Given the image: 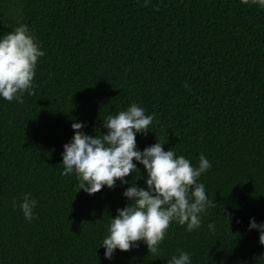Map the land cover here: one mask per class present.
Wrapping results in <instances>:
<instances>
[{
    "label": "trees",
    "instance_id": "1",
    "mask_svg": "<svg viewBox=\"0 0 264 264\" xmlns=\"http://www.w3.org/2000/svg\"><path fill=\"white\" fill-rule=\"evenodd\" d=\"M147 3V7H145ZM159 9L156 11L155 9ZM26 25L45 55L34 95L0 97V264H264V8L242 0H0V38ZM190 85V89L184 84ZM153 115L136 134L143 152L158 141L194 167L215 206L201 227L173 221L157 255L140 241L105 258L112 218L147 172L114 188L79 191L62 176L72 123L95 137L109 115L131 104ZM37 201L25 219V194ZM209 224H215L210 231Z\"/></svg>",
    "mask_w": 264,
    "mask_h": 264
},
{
    "label": "clouds",
    "instance_id": "2",
    "mask_svg": "<svg viewBox=\"0 0 264 264\" xmlns=\"http://www.w3.org/2000/svg\"><path fill=\"white\" fill-rule=\"evenodd\" d=\"M242 2L247 4L249 0ZM251 2L264 8V0ZM144 6L147 7V3ZM44 55L26 25L0 38V97L8 102L23 103L25 92L34 95L30 90L34 88L38 60ZM184 87L190 89L187 83ZM153 120L154 114L146 115L143 108L133 103L127 110L106 118L103 127L107 134L85 135L81 131L84 125L73 122L72 141L63 146L61 175L75 172L80 181L79 191L88 195L99 193L105 186L112 189L118 180L128 183L125 178L138 172L133 161L143 165L147 172V190L135 185L128 187L123 195L130 203L118 209L111 220L109 235L102 245L105 258L109 260L115 250L128 252L133 246L138 247L140 241L147 245L149 253L157 255L174 220L181 226L187 225V231L192 232L201 227V214L215 206L208 199L204 185L197 182L211 167L203 154L198 167H194L184 156L177 157L173 150L165 151L159 141L143 152L137 150L136 134L148 132ZM36 204L30 193L24 195L19 207L26 220L36 218L33 212ZM208 228L214 231L215 224H209ZM252 229L258 230L259 243L264 246V224L258 225L252 218L249 230ZM168 264H190V256L180 252Z\"/></svg>",
    "mask_w": 264,
    "mask_h": 264
}]
</instances>
